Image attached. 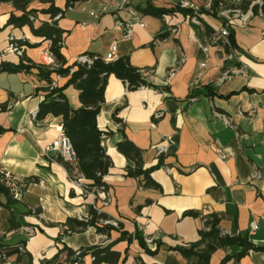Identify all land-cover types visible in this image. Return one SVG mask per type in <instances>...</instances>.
Listing matches in <instances>:
<instances>
[{
  "label": "crops",
  "instance_id": "crops-1",
  "mask_svg": "<svg viewBox=\"0 0 264 264\" xmlns=\"http://www.w3.org/2000/svg\"><path fill=\"white\" fill-rule=\"evenodd\" d=\"M29 1L28 11L36 14L34 29L52 22L51 8L63 13L54 20L64 32L60 52L67 66L87 54L106 59L115 43L116 59L127 57L135 69L154 70L155 84L131 91L127 83L113 76L108 79L97 125L111 167L104 178L107 190L95 194L84 191L89 185L86 180L73 182L59 158L51 155L48 159L42 154L43 147L58 138L62 119H35L44 100V94L38 92L43 84L37 71L0 74V106L4 108L0 109L4 130L0 166L29 182L19 203L0 194V246L22 247L26 253L6 261L70 264V252L105 245L94 227L65 233L69 220L88 219L97 208L108 219L121 220L120 230L106 233L107 244L120 255L119 264H195L175 249L200 242L196 250L210 256L208 264H264L263 20L255 16L249 26L232 28L247 75L219 83L221 53L211 44V37L223 24L209 12H202L195 23L181 12L159 18L142 11L148 4L156 10H170L177 0H86L70 7L66 0ZM190 1L202 10L208 2ZM254 1L241 0L240 8L245 10ZM132 9L143 27L134 25L131 36L125 38L115 24L128 23ZM12 14L21 17L22 12L10 3L0 5V65L20 62L21 56L6 51L11 38L23 44L26 63L43 65L50 42L35 36L30 26H9ZM208 46V52L203 53L202 48ZM180 57L185 63L166 83L167 72ZM68 80L55 81L58 88H64L70 107L77 110L81 107L79 92L67 85ZM196 80L199 86L194 90ZM250 107L254 116L248 115ZM156 113L163 116L155 119ZM221 117L229 119L231 126ZM124 137L142 151L145 169L158 164L157 150L167 146L162 166L151 173L158 188H143L138 180L126 177L128 162L117 150ZM214 218L219 220L220 236L240 237L253 249L239 257L240 245L220 247L212 240L201 241L206 223ZM147 223L151 228L143 235L161 234L154 256L146 254L137 240L129 243L121 239L122 232L133 236L136 227ZM252 224L257 228L254 232ZM25 225L36 229L33 237L21 230ZM91 258L86 255L85 264H92ZM0 264H4L1 257Z\"/></svg>",
  "mask_w": 264,
  "mask_h": 264
},
{
  "label": "trees",
  "instance_id": "trees-1",
  "mask_svg": "<svg viewBox=\"0 0 264 264\" xmlns=\"http://www.w3.org/2000/svg\"><path fill=\"white\" fill-rule=\"evenodd\" d=\"M86 0H66L67 7L73 6L75 3ZM222 0H214L212 3L213 14L218 12L219 2ZM3 3L12 4L16 11L22 12L21 17L11 15L8 20V25L15 28H22L30 26L35 36L50 42V52L55 58L56 68L50 69L44 65L36 66L26 63L24 55H21L18 65L1 64V73H31L32 70L37 71V77L43 86L38 92L44 94V100L39 105L38 112L35 119L37 121L44 120L48 116L59 117L62 119V130L67 140L70 143L71 149L75 156V164H68L59 159V162L64 165L71 179H84L89 182L85 189L89 192L93 189L106 191L107 185L104 178L108 175L111 167V160L106 155L101 142L103 132L99 130L97 125V117L101 111L102 105L105 102V89L108 79L113 76L128 84L129 90H136L140 84H147L141 77L139 70L133 68L127 57L117 59L113 62H106L103 57L93 54H87L91 58L97 59L91 65H82L77 62L72 66H67L64 57L61 54L63 44L64 32L57 27L56 16H62V12L56 9H50L52 22L44 23L38 29L32 27L35 20V12L28 11L30 4L29 0H0V5ZM142 10V9H140ZM147 14L161 18L164 14H171L181 12L185 15L192 16L189 10H182L172 8L170 10H156L150 4L144 10ZM203 13L207 11L202 10ZM214 17L215 14L213 15ZM162 37V36H159ZM230 42L235 46L233 31H230ZM19 48H22L21 42H16ZM27 45V44H26ZM236 47V46H235ZM73 71V72H72ZM53 76L61 78H69L67 85L73 86L79 92V100L81 107L74 110L70 107L67 98L64 95V88L53 87ZM0 109L4 108L0 106ZM4 130L0 127V135ZM117 150L122 154L128 165L126 167V177L133 178L139 181L143 188H158V185L152 180L151 173L162 166V158L160 156L159 162L155 167L145 169L142 158V151L132 144L126 137L123 141L117 144ZM73 173H75L73 175ZM7 194L6 190L0 184V194ZM8 195V194H7ZM10 198V197H9ZM10 201H12L10 199ZM108 219L103 214H97L91 210L90 216L85 221L69 220L67 222L66 234H72L86 230L88 227H94L97 232L109 233L111 227H103L99 224L100 220ZM219 220L214 218L211 222L206 223V232H201V241L212 240L220 247H227L231 245H240L242 252L239 257L245 255L249 250L253 249L247 240L240 237L230 238L220 236L218 229ZM121 239H126L129 243L133 239L137 240L140 247L150 256H154L159 247L156 244V249L150 251L139 233L135 236H128L126 233H121ZM201 243V242H200ZM200 243L191 245L188 248L178 247V251L187 260H192L195 264H208L210 256L205 253H200L196 250ZM112 249V244H105L102 246H94L92 248L82 250L81 256L91 255L92 264H119L120 255ZM26 253L17 248H4L0 246V257L9 258L17 256L21 258ZM74 252H70L69 256L72 258ZM227 259L224 260V262ZM72 262V260H71ZM70 262V264H71ZM223 264V263H222Z\"/></svg>",
  "mask_w": 264,
  "mask_h": 264
},
{
  "label": "built area",
  "instance_id": "built-area-1",
  "mask_svg": "<svg viewBox=\"0 0 264 264\" xmlns=\"http://www.w3.org/2000/svg\"><path fill=\"white\" fill-rule=\"evenodd\" d=\"M119 2L122 0H118ZM152 2L154 0H147ZM207 6L205 11L209 12L212 16L215 14L216 18L222 21V27L215 31L211 37V44L221 53V61H222V74L219 80V83H224L225 81L229 80L232 76H246V66L242 64V53L238 50L235 46H233L230 42V31L235 26L240 27H247L250 24V20L255 16H259L264 22V1L263 0H255L251 3L245 10L240 8L241 0H222L219 2L218 12L213 14L212 10V3L214 0H207ZM173 8H178L182 10H189L192 12L191 20L195 23H198L199 18L202 15V9L199 6L194 5L190 0H177L175 3H172ZM131 19L128 23L124 22H117L115 24V28L118 31H122L125 38H129L131 36V28L134 25H143L140 23L139 18L135 10H130ZM57 18H60L58 16ZM262 37H264V29L261 32ZM155 42V41H154ZM210 46L202 48L203 53H207ZM6 51L11 53H16L17 55H22V49L18 47L16 41L11 38L9 40V44L6 48ZM110 55L105 59L106 62H113L116 59L115 52H116V44L114 43L110 48ZM97 57L91 58L89 56L83 55L80 56L77 60L78 64L82 65H91ZM43 65L53 69L56 68L55 58L53 54L48 50L43 54L42 57ZM185 63V59L180 57V59L172 66L169 71L167 72L166 76V83H170L174 77L176 76L177 72L180 70L181 66ZM232 63L231 67H227V64ZM202 69L204 68V64L200 66ZM73 72V71H72ZM141 77L145 80L147 84L143 85L140 84L137 89H142L148 86H153L155 84V71L154 70H139ZM55 80L61 79V77L54 76ZM53 80L52 86L55 88L57 87L56 81ZM193 88L196 90L199 86L198 80L193 82ZM249 116H254L255 111L254 108L250 107ZM163 116L162 113H156L155 119H160ZM224 122L231 126V121L225 117H221ZM167 152V146H161L158 148L157 153L158 156H162ZM216 153L220 158H224L222 152L216 149ZM42 154L44 157L50 159L51 155H54L55 158L61 159L63 162L68 164H75V156L71 149L70 143L67 140L66 136L63 133L62 128H59V136L58 138L53 141L52 143L46 145L42 149ZM168 174H171L170 169H166ZM81 179V178H80ZM73 180V179H72ZM79 180V179H78ZM77 180H73L76 182ZM28 180L22 176L12 174L0 166V184L6 190L8 196L13 202L19 203L22 201L24 192L28 186ZM85 192H88L86 189ZM95 194L104 193L105 191L95 190L89 191ZM104 205H108V202H104ZM97 214H100V210L94 208ZM87 220L82 218L79 221ZM99 224L103 227H111L115 230L121 229V220H100ZM151 228L149 223L145 224L144 226H138L135 228V232L133 237L136 233H139L141 236ZM256 225L252 224V231L256 230ZM21 230L29 237H33L36 234V229L32 226L25 225L21 228ZM209 229H207L208 231ZM10 235V234H7ZM100 237L103 239V243H109L108 235L106 233H101ZM143 241L146 247L150 251H154L156 249V244L161 238L160 232H157L155 235L151 236H142ZM20 251H23L22 247H19ZM144 251V250H143ZM145 252V251H144ZM146 253V252H145ZM85 256H81V251L74 252L72 256L71 264H85ZM4 264H11L6 261L5 257ZM92 259V258H91ZM93 260V259H92Z\"/></svg>",
  "mask_w": 264,
  "mask_h": 264
}]
</instances>
